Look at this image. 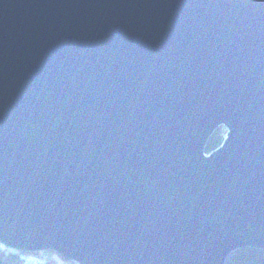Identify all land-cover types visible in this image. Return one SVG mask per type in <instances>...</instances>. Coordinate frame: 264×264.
<instances>
[{
  "label": "water",
  "instance_id": "1",
  "mask_svg": "<svg viewBox=\"0 0 264 264\" xmlns=\"http://www.w3.org/2000/svg\"><path fill=\"white\" fill-rule=\"evenodd\" d=\"M0 242L80 264L264 250V0H0Z\"/></svg>",
  "mask_w": 264,
  "mask_h": 264
},
{
  "label": "trees",
  "instance_id": "2",
  "mask_svg": "<svg viewBox=\"0 0 264 264\" xmlns=\"http://www.w3.org/2000/svg\"><path fill=\"white\" fill-rule=\"evenodd\" d=\"M224 132L225 126H220L214 131L207 141L206 152L216 149L222 143L225 135ZM40 253L43 252L41 251ZM48 254L52 258L47 260L45 264H60L58 260L53 258L54 256L51 251ZM0 264H21L20 250L0 242ZM67 264H72V261H68ZM227 264H264V250L251 247L241 248L230 255Z\"/></svg>",
  "mask_w": 264,
  "mask_h": 264
},
{
  "label": "bare ground",
  "instance_id": "3",
  "mask_svg": "<svg viewBox=\"0 0 264 264\" xmlns=\"http://www.w3.org/2000/svg\"><path fill=\"white\" fill-rule=\"evenodd\" d=\"M43 252V253H49L50 251H52V250H49V249H44V250H40V252ZM54 251V250H53ZM39 251H35V252H33V251H21L20 250V254L22 253V254H24L25 255V258H23V259H25L24 261L23 260H21V264H35V260H34V258H32V257H30L32 254H39L40 253ZM20 258H21V256H20ZM54 258V257H53ZM74 262L75 263H78V261H76V260H74Z\"/></svg>",
  "mask_w": 264,
  "mask_h": 264
},
{
  "label": "rangeland",
  "instance_id": "4",
  "mask_svg": "<svg viewBox=\"0 0 264 264\" xmlns=\"http://www.w3.org/2000/svg\"><path fill=\"white\" fill-rule=\"evenodd\" d=\"M223 126H225V125H223ZM224 133H225V135H224V139H223V141L227 138V135H228V130H227V127H226V126H225V132H224ZM223 141H222V143H223ZM222 143H221V144H222ZM221 144H220V145H221ZM220 145H219V146H220ZM219 146H218V147H219ZM51 253H52V255L54 256V258H55L56 260H58V262H59L60 264H67L68 261H72V264H80V262L75 263L74 260H68V261H67V259H65V258H64L59 252H57V251H53V250H52ZM45 262H46V260H44L42 264H45ZM73 262H74V263H73ZM55 263H57V262H55Z\"/></svg>",
  "mask_w": 264,
  "mask_h": 264
},
{
  "label": "built area",
  "instance_id": "5",
  "mask_svg": "<svg viewBox=\"0 0 264 264\" xmlns=\"http://www.w3.org/2000/svg\"><path fill=\"white\" fill-rule=\"evenodd\" d=\"M21 256V260H25L23 258H25V255L24 254H20ZM30 257L34 258L35 260V264H42L44 260H50L52 257L50 254L48 253H39V254H32Z\"/></svg>",
  "mask_w": 264,
  "mask_h": 264
}]
</instances>
